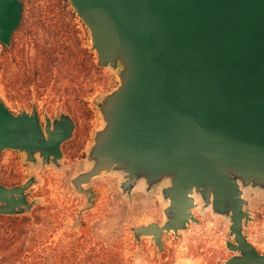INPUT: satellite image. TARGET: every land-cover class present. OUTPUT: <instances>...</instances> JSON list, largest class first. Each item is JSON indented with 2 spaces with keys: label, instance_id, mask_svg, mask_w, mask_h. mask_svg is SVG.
<instances>
[{
  "label": "water",
  "instance_id": "95a60500",
  "mask_svg": "<svg viewBox=\"0 0 264 264\" xmlns=\"http://www.w3.org/2000/svg\"><path fill=\"white\" fill-rule=\"evenodd\" d=\"M90 34L100 66L118 69L119 85L99 103L104 122L90 146L82 185L120 173L130 193L163 184L162 223L133 228L159 251L163 235L198 223L196 196L230 221L233 264H264L244 236L246 193H264V0H67ZM22 0H0V44L10 45ZM66 113L42 126L35 107L14 114L0 99V153L58 166L72 136ZM0 183V215L30 210L27 190Z\"/></svg>",
  "mask_w": 264,
  "mask_h": 264
},
{
  "label": "rangeland",
  "instance_id": "374dc122",
  "mask_svg": "<svg viewBox=\"0 0 264 264\" xmlns=\"http://www.w3.org/2000/svg\"><path fill=\"white\" fill-rule=\"evenodd\" d=\"M22 3L24 16L12 37L13 48L1 55L0 45V99L14 114L31 112L35 107L38 115L46 119L58 118L61 113L72 116L79 123L80 136L84 138L81 143H87L84 159L76 161L78 166L72 163L73 159L65 158L63 152L58 166L42 164L40 160L28 161L25 153L18 150L0 153V181L5 186L21 185L30 177L34 179L27 190V200L32 202V207L17 215L31 219L27 237L52 235L49 241L54 244L61 240L58 248L70 252L68 256L79 247L75 258L80 262L89 259L90 251L96 253L92 260L97 263L114 261V246L118 243L123 248L124 264H222L230 251L226 244L233 241L229 234L230 221L214 214L210 207H204L200 197L196 196L193 209L198 223L191 222L176 235L173 232L164 234L163 250L159 251L151 237H138L133 228L165 220L163 209L168 202L161 194L163 184L147 191L145 184L140 182L130 193H124L120 187L122 174L115 172L103 173L82 185L87 193L77 191L71 181L89 167L88 150L95 132L104 124L98 106L102 98L119 85L118 69L99 65L91 47L89 30L67 0H22ZM55 25L67 29L64 40L70 62L68 68L54 69L55 81L37 91L35 84L25 85L28 64L32 66L38 55L34 38L37 41L47 38L48 30H53ZM85 49H90L93 63L86 73L79 66L84 60ZM15 54H18L17 61L13 62ZM67 69L69 72L64 77ZM78 151L79 148L74 149L75 153ZM252 197L261 198L264 193L245 194L248 201L245 209L250 213V221L260 216L248 204ZM262 219L249 234L256 243L264 239V213ZM32 241L25 240L26 244Z\"/></svg>",
  "mask_w": 264,
  "mask_h": 264
},
{
  "label": "trees",
  "instance_id": "16d2710c",
  "mask_svg": "<svg viewBox=\"0 0 264 264\" xmlns=\"http://www.w3.org/2000/svg\"><path fill=\"white\" fill-rule=\"evenodd\" d=\"M49 14L51 15L52 13ZM53 28V30H48L47 38L42 40L38 38V41L34 38L36 41V43L34 42L35 47L38 46V55L32 66L28 64L29 75L25 80V85L31 86L35 84L37 91L42 87L49 86L52 81H55L54 69L56 71L57 68L59 70L65 69L70 62V58L67 54L68 46L64 40V34L67 33V29L56 27V25ZM0 45L2 47L1 55H3L13 48V41H11L8 46L3 44ZM17 56L18 54L14 55L12 59L13 62L17 61ZM91 58L92 53L90 49H85L84 60L79 64L82 72H88L93 66ZM23 64L27 65L26 63ZM73 64L76 66L75 62H73ZM68 72L69 70L67 69L65 74H63L64 77ZM59 73L60 75L62 74L61 72ZM27 93H30V89ZM30 221L31 219L29 217L0 215V264H124L125 262L121 253L123 248L118 243L114 246L116 248V259L114 261L97 263L92 260V257L96 253L90 251L89 259L80 262L75 258L77 253H79V247H76L78 249L71 252L72 256H68L70 252L58 248L61 246V240L54 244L49 241V239L53 237L52 235L43 237L35 234L36 236L34 238H28L27 233L29 229L27 225ZM38 238L43 241L40 242ZM27 239H33V241L26 244L25 240Z\"/></svg>",
  "mask_w": 264,
  "mask_h": 264
},
{
  "label": "flooded vegetation",
  "instance_id": "af4514ba",
  "mask_svg": "<svg viewBox=\"0 0 264 264\" xmlns=\"http://www.w3.org/2000/svg\"><path fill=\"white\" fill-rule=\"evenodd\" d=\"M71 118H72V120L74 122V130H73L72 136L69 139L65 140L61 144V150H62L63 155H64L65 158L73 159L72 163L75 162L74 165L78 166L79 162H76V161H79V160L81 161V160L84 159L85 154H86V150H87V147H86L87 143L86 144L85 143H81L84 138H81V136H80L81 129L79 127V123L72 116H71ZM39 119H40L41 125L43 126L45 124L46 117H43V115L39 113ZM49 119L53 120L54 117H49ZM90 134H89V136L91 138ZM75 148H79L78 153L74 152ZM7 150H9V149H7ZM13 151H16V150H13ZM79 154H80V156H78ZM74 159H75V161H74ZM0 183L3 184V185H6L4 182L0 181ZM250 200H251V202H250ZM248 204H251V207L255 211H257L260 214V216H259V218L257 217L256 220H255V218H253L252 221H250V220L243 221V230H242V232H243L244 236L246 237V240L248 241V243L251 244L254 247V249L256 250L257 254H259L260 256H264V239L260 240V242L256 243V242L252 241L249 238V234L252 231L256 230L255 229L256 224H259L261 221H263L262 216H263V213H264V197H261V198H255V197L253 198L252 197V198L249 199V203ZM245 230H251V231L250 232H248V231L246 232ZM256 235L257 234H253V236H256ZM226 246H227V249H229L228 248V242H227ZM228 253H229L228 256L224 259L222 264H233L232 258L234 256L240 255V254H238V252H233L231 250L228 251Z\"/></svg>",
  "mask_w": 264,
  "mask_h": 264
}]
</instances>
